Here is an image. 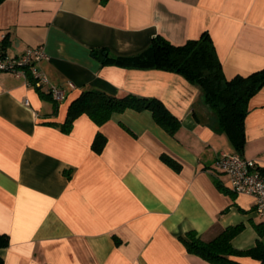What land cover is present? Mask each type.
I'll return each mask as SVG.
<instances>
[{"label":"crops","instance_id":"0c3cea01","mask_svg":"<svg viewBox=\"0 0 264 264\" xmlns=\"http://www.w3.org/2000/svg\"><path fill=\"white\" fill-rule=\"evenodd\" d=\"M205 31L226 78L264 68V0L0 4L4 54L43 47L47 58L35 67L48 80L38 89L0 71V234L9 238L0 248L3 264H212L187 250L189 233L208 242L236 225L243 230L233 248L255 246V225L264 226L256 199L233 192L215 161L222 152L236 153L264 173V86L249 101L245 144L237 152L201 90L182 76L91 55L92 49L134 55L157 35L180 45ZM50 86L63 90L60 102ZM85 90L156 98L180 127L170 135L151 112L127 109L100 126L82 115L64 133L67 109ZM98 132L106 139L99 153L92 148Z\"/></svg>","mask_w":264,"mask_h":264},{"label":"trees","instance_id":"16d2710c","mask_svg":"<svg viewBox=\"0 0 264 264\" xmlns=\"http://www.w3.org/2000/svg\"><path fill=\"white\" fill-rule=\"evenodd\" d=\"M4 1L0 0V4ZM5 45L3 43L0 46L2 54ZM91 55L101 63L134 69H158L182 76L201 90L205 105L213 111L218 128L227 136L233 149L237 152L243 149L244 122L249 111V101L264 86V68L246 76L226 78L208 32L180 45L157 35L143 51L129 56L108 57L105 49H92ZM127 109L151 112L155 123L170 135H174L180 127L178 119L156 98H141L131 94L114 97L96 90H85L73 100L67 109L64 123L59 127L64 133L70 132L75 120L82 115L88 116L100 126L114 113H122ZM105 141L101 133H96L92 142L93 150L101 152ZM163 160L178 169L179 166L173 160L165 156ZM255 228L259 238L255 246L247 250H236L231 245V240L243 230V225L229 226L208 242L189 233L191 240L185 241V245L190 253L212 264H242L237 258L244 257L264 264V226L259 224ZM8 243V236L0 234V248L6 247ZM0 264H3L1 257Z\"/></svg>","mask_w":264,"mask_h":264},{"label":"built area","instance_id":"2783aa9c","mask_svg":"<svg viewBox=\"0 0 264 264\" xmlns=\"http://www.w3.org/2000/svg\"><path fill=\"white\" fill-rule=\"evenodd\" d=\"M45 58L47 55L43 47L28 48L22 55L13 58L2 54L0 47V71L22 77L33 87L41 89L48 85V80L35 64ZM48 92L56 102L63 99V90L57 86H50ZM27 105L28 102L25 101V106ZM215 168L228 176L233 192L253 196L257 212L264 217V173L257 162L236 153L222 152L216 158Z\"/></svg>","mask_w":264,"mask_h":264}]
</instances>
